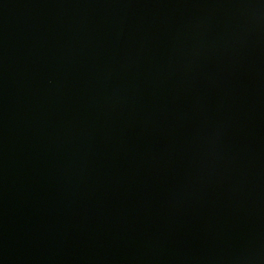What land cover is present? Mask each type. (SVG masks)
Masks as SVG:
<instances>
[{
  "label": "water",
  "instance_id": "1",
  "mask_svg": "<svg viewBox=\"0 0 264 264\" xmlns=\"http://www.w3.org/2000/svg\"><path fill=\"white\" fill-rule=\"evenodd\" d=\"M0 264H264V0H0Z\"/></svg>",
  "mask_w": 264,
  "mask_h": 264
}]
</instances>
